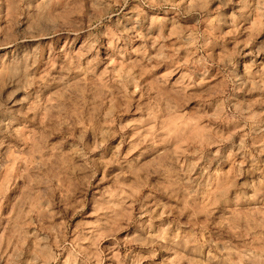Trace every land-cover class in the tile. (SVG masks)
Wrapping results in <instances>:
<instances>
[{
	"label": "rangeland",
	"instance_id": "obj_1",
	"mask_svg": "<svg viewBox=\"0 0 264 264\" xmlns=\"http://www.w3.org/2000/svg\"><path fill=\"white\" fill-rule=\"evenodd\" d=\"M0 264H264V0H0Z\"/></svg>",
	"mask_w": 264,
	"mask_h": 264
}]
</instances>
